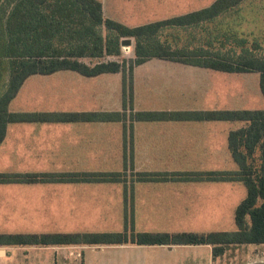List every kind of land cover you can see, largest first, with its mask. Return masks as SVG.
I'll return each mask as SVG.
<instances>
[{"label":"crops","instance_id":"obj_1","mask_svg":"<svg viewBox=\"0 0 264 264\" xmlns=\"http://www.w3.org/2000/svg\"><path fill=\"white\" fill-rule=\"evenodd\" d=\"M100 1L104 15L109 17L104 1ZM159 2L165 6L169 4L165 11L169 13L172 1ZM176 2L180 3V0L173 1L174 4ZM142 3L146 4L145 1ZM137 25L140 24L129 26ZM131 41L130 46L133 45ZM130 57H134V54L126 56ZM108 58L116 60L113 59L115 57ZM82 60L95 62V59L87 57ZM230 73L166 58H148L133 70V108L165 111L229 109ZM122 108L121 72L86 76L75 70L28 76L9 104L11 111L20 112L116 111ZM234 122L239 121L162 118L126 120V126L124 120L107 119L9 122L0 143V171H121L127 173V184L130 185L135 172L231 170L228 168L231 155L229 133L244 125L241 121L242 124L235 127ZM125 129L128 137L132 130L133 147L129 141L125 145ZM131 148L134 153L133 166L126 167L124 153H130ZM219 158H225V162ZM208 159L211 161L208 162ZM230 182L235 181H134L135 227L139 229L137 223L144 221L155 226L149 228L151 230L141 231L178 232L183 231L180 227L185 222L219 221L224 209L229 211L231 207L228 203ZM236 206H233L234 213ZM0 214L19 223L21 231L28 233L114 231L115 228L109 227L124 228V182L0 183ZM98 225H103V229L100 230ZM105 246L120 251L122 256L117 261L124 263L129 261L128 253H141L142 258H146L153 250L172 255L163 260L169 264L179 263L180 250L183 249L206 248L210 264L215 258L213 248L208 244L29 248L52 249L59 256L64 250L71 255L76 253L87 261L86 249ZM225 252L218 256H224Z\"/></svg>","mask_w":264,"mask_h":264},{"label":"trees","instance_id":"obj_2","mask_svg":"<svg viewBox=\"0 0 264 264\" xmlns=\"http://www.w3.org/2000/svg\"><path fill=\"white\" fill-rule=\"evenodd\" d=\"M244 0H214L209 6L165 19L129 26L106 17L100 0H0V143L9 122L42 119L150 120L196 118L242 121L229 133L234 170L198 172H135L131 184L121 171L7 172L0 183L124 182V228L120 231L0 233V246L64 245H201L215 256L231 244H264V109L229 108L196 111L134 110L133 70L151 57L199 65L224 72H258L264 95V55L243 47L239 54L179 45L160 38L164 30L195 28L213 22ZM133 40L134 57L121 61L122 42ZM242 43L244 40H240ZM95 59L87 63L82 58ZM75 70L86 76L122 73V110L116 111H11L9 104L32 74ZM132 127V125H130ZM131 130V129H130ZM132 130L127 141L133 147ZM258 153V155H257ZM134 153H124V165L133 166ZM241 181L246 196L235 208L236 229L215 231H141L134 221V181Z\"/></svg>","mask_w":264,"mask_h":264},{"label":"rangeland","instance_id":"obj_3","mask_svg":"<svg viewBox=\"0 0 264 264\" xmlns=\"http://www.w3.org/2000/svg\"><path fill=\"white\" fill-rule=\"evenodd\" d=\"M103 1L106 13L110 18L120 20L125 24L136 25L206 7L214 0H180V3L176 2V4L173 3L174 0H168L172 1L169 13H165L166 6L169 4L165 6L159 0H142L146 4H143L144 2L142 3L141 0ZM160 38L172 43L175 41L179 45L189 44L193 48L201 46L210 51L220 49L222 52L229 51L231 54H239L243 47H248L257 54L264 55V0H244L239 6L233 7L213 22L188 29L173 27L164 30ZM242 39L244 40L243 43L240 41ZM133 45H124L122 55L113 59L122 60L126 56L133 55ZM88 61L92 62V60ZM259 77L258 72H231L228 106L230 108L264 109V95L259 86ZM7 79L8 72L4 78V83ZM4 83L2 84L4 85ZM3 85L0 87V94ZM14 101L12 103H15ZM234 123H236L235 127L242 124L241 121ZM222 159L225 162V158H219L220 161ZM228 168L231 170L237 168V164L230 154ZM229 184L228 203L231 207L229 211L224 209L225 211L219 216V221L185 222L180 228L183 231L199 232L235 230L233 206L242 201L246 196L247 189L241 181L230 182ZM5 218L0 214V233L26 232L21 231L19 223ZM137 225L139 228L137 230L154 228L153 226H155L151 222L144 221H139ZM98 226H100V230L103 229V225ZM122 227L109 228H115L114 231H118V228L122 230ZM202 246L205 247V245ZM108 247L86 249L84 253L87 261H83L80 255L76 253L71 255L62 249H60L62 250L61 255L65 258L54 253L55 251L52 249L34 250L29 246L28 248H21L20 246L4 245L0 246V249L5 251V253L0 254V264H85L86 262L88 264H169L163 260L172 257V255H167L168 253L159 250H153L149 256L146 255V258H142L143 254L140 255L141 253H131L132 255L128 253L129 261L124 263L117 261L122 253ZM207 251L206 248L180 250L181 259L178 260V264H210ZM225 251L224 256H215L213 264H264V244H231L226 247ZM195 259L199 260L194 261Z\"/></svg>","mask_w":264,"mask_h":264},{"label":"water","instance_id":"obj_4","mask_svg":"<svg viewBox=\"0 0 264 264\" xmlns=\"http://www.w3.org/2000/svg\"><path fill=\"white\" fill-rule=\"evenodd\" d=\"M131 43H132L131 39H125V40H123L122 45L123 46L124 45H131ZM3 253H4V250L0 249V254H3Z\"/></svg>","mask_w":264,"mask_h":264}]
</instances>
